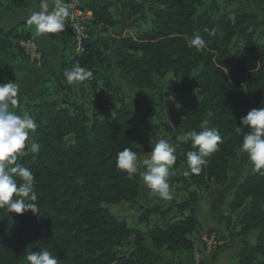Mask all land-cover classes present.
Returning <instances> with one entry per match:
<instances>
[{
	"label": "trees",
	"instance_id": "trees-1",
	"mask_svg": "<svg viewBox=\"0 0 264 264\" xmlns=\"http://www.w3.org/2000/svg\"><path fill=\"white\" fill-rule=\"evenodd\" d=\"M151 1L154 5L147 10L154 17L153 27L137 36L120 37L112 57L129 88L161 91L160 104L177 98L185 84L196 89L195 94L178 103L180 135L160 118L157 122L147 115L143 118L147 131L164 130L176 145L177 160L172 166L176 174L170 178L171 190L180 183L181 168H187V151L196 150L190 142L178 141V136L199 131L201 121L207 120L210 128L220 132L222 143L218 150L205 158L208 163L199 174L187 177L193 188L183 200L174 202L176 215L167 217L170 208L139 204L137 223L144 228L130 226L105 205L137 204L142 177L138 172L129 178L116 167L117 154L124 148H131L138 156L144 150L134 138V112L111 100L110 116L95 113L90 117L82 106L68 107V101L60 99V104L37 123L34 140L41 145L40 152H24L17 160L35 175L40 213L16 214L0 209V264H29L27 253L43 248L57 255L59 264H163L161 248L172 254L193 250L194 235L200 229L196 214L200 193L210 195L214 185L229 181V162L243 139V132H236L240 118L253 108L264 107V45L256 41L254 28L250 27L258 18L255 13L216 18L212 11H198V6L209 0ZM32 4L29 0H7L2 6L11 10ZM120 5L127 11V19L143 9V4L135 0H123ZM83 7L92 12L93 27L107 30L115 24L108 4L91 0ZM26 21L6 30L0 28V55L8 56L15 41L32 37ZM205 28H215L216 35L210 37ZM89 34L83 51L65 59L64 52L73 48L72 37L65 32L62 61L57 72L48 69L47 81L52 79L61 91L70 90L73 84L67 83L64 72L78 62L93 71V78L77 83H87L96 94L100 86L119 93L121 88L101 75L113 67L108 58L112 42ZM193 34L205 39V50L189 46L188 39ZM235 39L238 44L233 46ZM17 54H24L20 47ZM169 73L172 78L167 88H160L155 78L162 79ZM152 103L148 108L155 105ZM227 209L228 215H219L227 228L233 215L241 211L232 237L257 231L255 243L241 244L237 264H264V175L248 173L237 184ZM153 215L158 220L150 224Z\"/></svg>",
	"mask_w": 264,
	"mask_h": 264
},
{
	"label": "clouds",
	"instance_id": "clouds-1",
	"mask_svg": "<svg viewBox=\"0 0 264 264\" xmlns=\"http://www.w3.org/2000/svg\"><path fill=\"white\" fill-rule=\"evenodd\" d=\"M72 16L71 5L65 0H40L39 11L32 10L27 23L33 26L36 36L57 34L64 29L66 20ZM79 30L78 24L71 26ZM208 35L215 36L216 29L205 28ZM189 46L198 51L207 48V42L199 34H193L188 39ZM68 84L84 82L93 78V71L82 67L78 62L70 70H65ZM20 85L14 81L0 83V209L8 213L23 214L31 211L39 214L38 193L34 189L35 175L28 167L18 163V157L28 151L38 154L41 145L35 140H29L30 134L35 133L38 124L30 114H18L14 109L20 102ZM207 120L201 121L199 131L190 130L178 136V141L190 142L195 151L186 153L187 168L183 171L185 177L199 174L207 165L206 157L218 150L222 143L220 132L208 126ZM247 131H244V129ZM236 132H243L241 150L247 154L254 172L264 175V107L253 108L240 118V126ZM152 145V144H151ZM177 160L176 145L169 139L158 138L145 157L138 156L131 148L118 152L116 167L132 178L139 172L144 184L164 201H171L173 193L170 188V178L176 173L172 166ZM29 264H59L57 255L47 248L40 251H30L26 255Z\"/></svg>",
	"mask_w": 264,
	"mask_h": 264
},
{
	"label": "rangeland",
	"instance_id": "rangeland-1",
	"mask_svg": "<svg viewBox=\"0 0 264 264\" xmlns=\"http://www.w3.org/2000/svg\"><path fill=\"white\" fill-rule=\"evenodd\" d=\"M3 2H0V4H4L7 2V0H2ZM82 6L85 2L91 1V0H77ZM96 2H100L103 4L109 5V10L112 13L113 20L115 24L108 28L107 30H103L100 27H93L91 20L89 22V33L91 32L94 38H107L112 42L111 50L108 53V58L110 62L112 63V68L109 71H102L101 75L109 77L113 83L121 88V91L118 93L115 90L106 91L102 86H100L97 89V94L92 91L90 86L87 83L79 84L74 83L70 90L61 91L58 88H56L54 81L48 80L46 83V86L44 88L43 93L41 94V98L32 99L29 103H25V100H20V104L14 109L18 114L23 115L25 113L32 115L36 122L38 123L39 120L43 119L46 116V113L49 109L56 107L60 104V99L65 98L68 101V107L71 105H80L82 106L87 114L92 117L95 113H100L101 116L108 117L110 116V108L109 103L111 100H115L116 104H124L127 105L133 112L137 119L136 125H135V132H134V138L137 143L142 142L143 151L147 152L151 150V146L155 144L158 138H165V139H171V135L164 130L160 131H147L144 127L145 120L144 115H147L148 118L151 120H154L153 122H157L158 118L160 120H163L177 132V134L180 135V131H178L177 127V121L179 118V112L177 109V105L183 98H186L190 94H195L196 89H190L188 84H185L181 86L179 91V96L177 98H171L164 100L162 104L159 103L161 100V91H149V90H141L137 88H129L125 81L122 80L118 74V71L114 67V60L112 57V51L116 44L118 43V40L122 36H137L141 32L148 30L153 27L154 23V17L152 14H150L147 10L148 6L154 5L152 4L151 0H135L137 2H140L143 4L142 11L132 17L131 19L126 18V10L123 9L120 5V2L123 0H92ZM258 4L262 5L264 7V0H255ZM51 3V0H49ZM213 0L205 1L201 5L198 6V11H212L214 16L216 18H220L221 16H233L236 13H242V12H249V13H255L258 15L257 20L250 23V27L254 28L255 31V39L258 43H262L264 45V25L263 23L259 24L260 15L255 12V9L250 8H237V7H229L225 8L221 4H213ZM156 6V5H155ZM32 10H38L37 8H31ZM250 9V10H249ZM234 10V11H233ZM236 10V11H235ZM30 29H33V26H29ZM66 29V27H65ZM67 31V29H66ZM91 35V36H92ZM26 39H33L32 37L24 38L18 41H15L16 46L9 51L8 56L4 55V62L11 61L12 54L14 57L18 56L20 59L27 58V54L20 44L21 41H24ZM238 44V40L235 39L233 42V46H236ZM18 45V46H17ZM18 47H20L23 50V55L17 54ZM73 48L67 49L64 52V58L69 59L73 56ZM75 53V52H74ZM0 58L1 55H0ZM31 61V60H30ZM32 65H37V63H33L31 61ZM172 78V74L169 73L164 78H155L156 84L162 88H167L168 80ZM11 78H6L3 80V83H6ZM100 99H99V97ZM35 97V96H34ZM153 102V103H152ZM165 104V111H163V104ZM155 104L153 106H149V104ZM144 120V121H143ZM35 139V133H31L29 140ZM171 142V141H170ZM152 144V145H151ZM24 152H29L28 147L26 145ZM146 156V155H145ZM229 184L231 186H234L233 192L227 196V203L232 199L233 193L235 190L236 185L248 174L251 172H254L252 170V165L248 160L247 154L244 153L241 148H238L236 151V156L230 160L229 162ZM180 178H182L181 183H179V190H176L173 193V199L171 201H164L161 198H159L158 195H153L151 193V190L147 188V186L144 184L143 180L140 181V186L138 188V197H137V204H131L128 202H121L116 205H105L110 209V211L118 216L126 219L127 223L130 226H135L139 228H144L143 225H139L137 223V216L140 212L139 204L148 207V208H154V207H160V208H170L169 215H174L175 212H177V209L174 207V202H178L183 200L187 196V191L189 190L186 188L185 180L186 177L183 175V170L181 168L180 170ZM187 182L189 180L187 179ZM193 188V187H192ZM191 188V189H192ZM149 189V190H147ZM147 190V191H146ZM206 192H201L198 204L203 201V199L208 196ZM227 203L223 204V211L221 214L228 215V209H227ZM163 207H162V206ZM198 206V205H197ZM197 211V210H196ZM239 213V212H237ZM236 213V214H237ZM241 213V211H240ZM236 214L233 215V218L235 219ZM240 215V214H239ZM239 217V216H238ZM237 217V219H238ZM166 218V217H165ZM167 219V218H166ZM164 219V220H166ZM157 217L153 215L151 217L150 224H154L155 221H157ZM235 225L232 224L231 229H233ZM229 229V228H228ZM237 230V229H236ZM235 230V231H236ZM233 231V232H235ZM208 234L214 233V242L207 243L203 242L205 244V247H208V249H212V253L216 254L218 253L226 244L227 239H231L233 232H230V230L227 232L228 234L222 235L217 230H207L205 231ZM245 236V235H244ZM248 238L247 240L251 243H255L257 239V231L253 230L250 231L247 234ZM244 240V241H247ZM243 243V242H242ZM241 243V244H242ZM239 251V250H238ZM159 252H164L163 248L159 249ZM182 252V254H185L187 251L182 250L179 251ZM192 254V264H203V261L200 257H194L195 251L194 248L191 251ZM237 255V254H236ZM236 256L234 260H232L228 264H237Z\"/></svg>",
	"mask_w": 264,
	"mask_h": 264
},
{
	"label": "crops",
	"instance_id": "crops-1",
	"mask_svg": "<svg viewBox=\"0 0 264 264\" xmlns=\"http://www.w3.org/2000/svg\"><path fill=\"white\" fill-rule=\"evenodd\" d=\"M29 1L33 3L31 6L26 8H11V10H6L3 8L2 4H0V28L6 30L19 21L27 20L30 12L32 11L31 8H37L38 10L36 11H39L40 0ZM0 2L3 1L0 0ZM212 3L221 4L225 8H253L255 9V12L260 15L259 24L263 23L264 25V7L258 4L255 0H213ZM30 30L32 31L33 40L38 44L42 52V59L39 63H37V65H32V59L30 56H26L27 58L22 59L17 56L12 58L9 62H4V55H1L2 58H0V83H3L5 77H9L11 78V81L19 83V98L20 100L24 99L25 103H29L30 100L35 98H41V94L44 91L47 78L49 76L48 69L57 72L62 61V38L66 32V29H64L58 36H56L57 34L53 33L36 36L35 29L34 31L33 29ZM2 64H5L6 68L3 67ZM165 104L166 102L163 104V111H165ZM140 144L142 145V142ZM148 152L149 151L145 153L142 152L139 156L143 158ZM180 179L182 181V178ZM185 181L186 188L191 189L193 186L190 182H187V177ZM233 188L234 186H231L229 181L224 185H214L212 193L206 196L197 206L196 214L199 219L200 229L194 235V251L195 254L198 253L200 255L203 264L230 263L232 260H234L236 254L238 253L241 243L248 238V236L245 235L227 239V244L216 255L213 254L209 249L205 248V245L202 241V234L208 229H215L222 235L228 234L227 232L229 230L230 232H233L237 229V217L239 216L240 212L236 214L235 219L233 218L229 229L223 222L219 221V215L223 211V204L225 205L227 203V196L233 192ZM179 189L180 188L178 185L172 189V192ZM177 213L178 212H175L174 215ZM232 224L235 225L233 229H231ZM159 253L163 257V264H192L193 262V256L190 251H187L185 254H182V252L173 254L167 252Z\"/></svg>",
	"mask_w": 264,
	"mask_h": 264
},
{
	"label": "built area",
	"instance_id": "built-area-1",
	"mask_svg": "<svg viewBox=\"0 0 264 264\" xmlns=\"http://www.w3.org/2000/svg\"><path fill=\"white\" fill-rule=\"evenodd\" d=\"M67 4L71 5L72 16L66 20V29L72 37L73 51L80 54L83 51V43L90 37L89 22L92 19V12L84 8L77 0H65ZM78 24L79 30H74L71 26ZM20 44L24 48L27 56H30L34 63H39L42 59V52L38 44L33 39H26ZM214 233L208 234L203 232L202 241L207 243L214 242ZM205 245V244H204ZM208 249V247H205ZM210 251L212 249L209 248ZM194 257H200L198 253ZM201 258V257H200ZM202 259V258H201Z\"/></svg>",
	"mask_w": 264,
	"mask_h": 264
}]
</instances>
